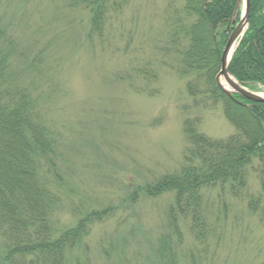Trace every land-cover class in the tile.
I'll list each match as a JSON object with an SVG mask.
<instances>
[{
    "label": "rangeland",
    "instance_id": "374dc122",
    "mask_svg": "<svg viewBox=\"0 0 264 264\" xmlns=\"http://www.w3.org/2000/svg\"><path fill=\"white\" fill-rule=\"evenodd\" d=\"M117 5L104 35L89 39L91 12L72 0H0L1 21L15 43L13 70L59 139L58 180L51 179L60 196L55 238L88 213L112 209L84 237L88 254L74 250L66 259L165 264L158 247L169 237L179 264H264V227L247 207L248 197L260 192L255 172L242 197L221 187L204 191L202 231L182 220L178 233L169 230L174 195L142 193L184 165L187 119L198 118L199 132L215 140L230 137L234 128L221 102L191 97L190 80L176 72L189 42L180 32L174 42L172 23L185 19L186 0ZM3 245L0 237V258Z\"/></svg>",
    "mask_w": 264,
    "mask_h": 264
},
{
    "label": "trees",
    "instance_id": "16d2710c",
    "mask_svg": "<svg viewBox=\"0 0 264 264\" xmlns=\"http://www.w3.org/2000/svg\"><path fill=\"white\" fill-rule=\"evenodd\" d=\"M72 1L91 12L89 39L102 37L110 10L118 8L117 0ZM237 2L186 0L185 19L172 23L174 42L178 32L185 33L189 42L176 69L181 78L190 80L188 94L193 98L208 95L214 104L221 102L224 116L234 128L230 137L215 140L199 132L198 118L187 119L183 124L184 165L179 172L142 189L149 198L174 195L175 204L167 216L168 228L175 233L181 220L202 231L204 191L221 187L235 198L242 197L251 171L258 176L260 192L248 197L247 207L264 227V104L230 96L216 82L229 38L227 25ZM192 16L196 19L189 22ZM1 19L0 237L4 255L0 264H69L68 253L88 254L84 237L112 209L88 213L75 228L55 238L53 216L60 196L51 179L58 180L59 139L44 120L38 99L19 83L12 66L15 43ZM228 69L248 89L264 88V0H251L249 28ZM176 248L166 237L159 244L158 257L165 264H179ZM104 255L108 258V253ZM79 256L73 264H82Z\"/></svg>",
    "mask_w": 264,
    "mask_h": 264
},
{
    "label": "water",
    "instance_id": "95a60500",
    "mask_svg": "<svg viewBox=\"0 0 264 264\" xmlns=\"http://www.w3.org/2000/svg\"><path fill=\"white\" fill-rule=\"evenodd\" d=\"M205 2L209 3L210 0H205ZM241 5H243V12L241 15V19L237 24V16ZM250 9V0H238L235 13L227 29V33L230 34L231 28H234L229 36L226 47L222 54L221 71L217 76V83L229 95L235 93L248 101L264 104V95L247 90L245 87H243V85L237 82V80L228 71L229 62L233 57L234 52L236 51V47L239 45L241 39L248 29ZM222 80H224L226 86L223 85Z\"/></svg>",
    "mask_w": 264,
    "mask_h": 264
}]
</instances>
